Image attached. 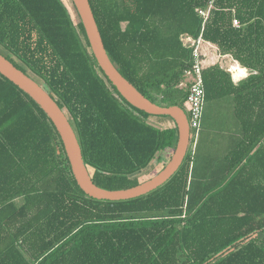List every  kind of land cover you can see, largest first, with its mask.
Segmentation results:
<instances>
[{"label": "trees", "instance_id": "obj_1", "mask_svg": "<svg viewBox=\"0 0 264 264\" xmlns=\"http://www.w3.org/2000/svg\"><path fill=\"white\" fill-rule=\"evenodd\" d=\"M208 1L88 0L110 61L159 106L184 107L183 34L248 71L234 82L219 64L202 69L195 145L144 195H86L50 119L0 74V264H264V0H213L202 27ZM0 54L65 113L98 187L135 186L174 149L175 125L121 96L64 0H0Z\"/></svg>", "mask_w": 264, "mask_h": 264}, {"label": "water", "instance_id": "obj_2", "mask_svg": "<svg viewBox=\"0 0 264 264\" xmlns=\"http://www.w3.org/2000/svg\"><path fill=\"white\" fill-rule=\"evenodd\" d=\"M88 39L89 47L98 66L116 87L121 96L132 106L150 115H168L177 130L176 144L164 167L149 179L129 188L107 190L93 183L83 163L75 132L65 113L48 91L34 79L14 66L0 54V74L28 94L45 112L62 141L74 179L80 189L95 199L111 201L127 200L144 195L162 185L178 169L189 145L190 129L187 115L177 105L159 106L143 96L128 82L110 61L98 31L88 0H71Z\"/></svg>", "mask_w": 264, "mask_h": 264}, {"label": "built area", "instance_id": "obj_3", "mask_svg": "<svg viewBox=\"0 0 264 264\" xmlns=\"http://www.w3.org/2000/svg\"><path fill=\"white\" fill-rule=\"evenodd\" d=\"M212 6L213 0H209L206 7L197 8V13L202 18V27ZM233 25H238L237 19H233ZM181 40L184 46L191 49L192 55V63L189 69L185 71V82L187 83L188 93L184 105L186 106V110L188 112L187 120L190 129L189 141L193 138L192 147H194L200 130L204 106L202 69L204 68L203 46L206 42L202 38L201 33L195 38L188 34H183L181 35ZM227 70H231V66H229Z\"/></svg>", "mask_w": 264, "mask_h": 264}, {"label": "crops", "instance_id": "obj_4", "mask_svg": "<svg viewBox=\"0 0 264 264\" xmlns=\"http://www.w3.org/2000/svg\"><path fill=\"white\" fill-rule=\"evenodd\" d=\"M205 42L206 43L203 46L204 67L216 63V64H219L221 67H223V68H225L227 70V68L229 66H231V69H236L235 66L237 65L238 67L241 68V71H239V72L237 71L236 74L240 75L243 72V70H244L245 74L241 78H243V77H245L247 75L248 71H247L246 68L242 67L239 63H237L235 60H233L229 55H221V54H219V52L217 51L216 46L213 45L212 43L207 42V41H205ZM227 60H229V61H227ZM224 63H226V64H224ZM225 65H229V66L225 67ZM227 71H229V70H227ZM229 72L232 75V71H229ZM241 78L236 80V79H234V77H232V80L234 82H236V81L240 80ZM158 120H159V122L163 123V126L160 125L159 127H173L175 125L174 121L171 120V119H167L166 120V119L161 118V119H158ZM167 153H168V151H167Z\"/></svg>", "mask_w": 264, "mask_h": 264}, {"label": "rangeland", "instance_id": "obj_5", "mask_svg": "<svg viewBox=\"0 0 264 264\" xmlns=\"http://www.w3.org/2000/svg\"><path fill=\"white\" fill-rule=\"evenodd\" d=\"M70 1L71 0H64V2L66 3V5H67L72 17H74V19H75L76 13H75L73 4ZM227 61H229V60H227ZM224 64H226V63H224ZM226 66L228 67L229 65H225V67ZM235 68L236 69H231L229 71H232V75L231 76L234 77V79L237 80V79L241 78L242 76H244V74H245L244 72L245 71L243 70V72L240 75H237L236 74L237 71L238 72L241 71V68L238 67L237 65L235 66ZM183 110H184L185 114L187 115L188 112L186 110V106L185 105L183 107ZM161 118L166 119V120L169 119V118L163 117V116L162 117L161 116H152V117L149 118V121L152 122L153 124L157 125V126H160V125L163 126V123L159 122V120H158V119H161ZM172 152H173V149L171 148V149L168 150V153H167V151H166V153L165 152H161L162 154L160 153L161 154L160 158H156L155 157L153 159V161H152V164L150 165V169L148 171H146V172L141 173V175H140L141 176V180L145 181V180L149 179L150 177L154 176L156 173H158L164 167L163 163L167 162V160H168L170 154H172Z\"/></svg>", "mask_w": 264, "mask_h": 264}]
</instances>
